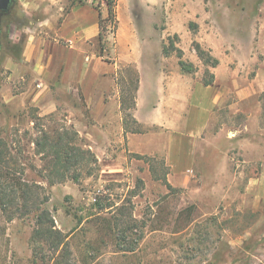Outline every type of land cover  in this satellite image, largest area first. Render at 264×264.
I'll use <instances>...</instances> for the list:
<instances>
[{
	"label": "rangeland",
	"instance_id": "374dc122",
	"mask_svg": "<svg viewBox=\"0 0 264 264\" xmlns=\"http://www.w3.org/2000/svg\"><path fill=\"white\" fill-rule=\"evenodd\" d=\"M80 1L72 0V5ZM86 3H100L107 16L104 0ZM208 7L206 23L195 31L178 32L156 30L144 20L145 13L133 25L132 14L124 7L117 32L107 35L104 55H98L97 37L82 49L91 55V75H114L115 80L101 82L117 87L127 106L136 98L140 75L149 84L156 72L192 75L195 83L204 84L211 75L206 74L208 67L194 47L195 40L219 59L216 67L208 68L215 76L210 87L213 104L206 116L209 126L198 137L196 169L185 175L174 172L165 153L132 151L126 133L122 141L114 136L113 122L107 137L109 115L96 110L100 106L95 93L88 99L90 106L81 96L84 108L63 93L59 109L45 115L54 116L47 123L74 125L82 144L96 153L100 169L79 183L68 179L51 184L40 174L46 161L32 142L41 134L36 125L42 121L19 125L0 102V133L23 150L26 177L44 185L50 197L46 206L68 235L71 256L64 264H264V0H208ZM2 20L0 62L11 47V26L30 22L16 8ZM164 45L182 48L195 72H184L177 53L165 55ZM112 65L114 73L108 68ZM68 106L76 110L69 112ZM196 113L204 112L198 108ZM28 114L37 115L34 109ZM129 126L151 133L156 143L170 134L133 121ZM188 141L186 163L194 147ZM161 159L173 189L161 180L165 175ZM33 231V216L10 223L1 219L0 264H53L48 250L32 240Z\"/></svg>",
	"mask_w": 264,
	"mask_h": 264
},
{
	"label": "crops",
	"instance_id": "0c3cea01",
	"mask_svg": "<svg viewBox=\"0 0 264 264\" xmlns=\"http://www.w3.org/2000/svg\"><path fill=\"white\" fill-rule=\"evenodd\" d=\"M124 7L131 12L133 25L142 13L147 17L151 14L152 18L145 15L144 20L156 30L166 32L188 31L191 22L202 26L211 14L208 0H118V18ZM15 8L30 22L11 26V47L0 62V102L5 104L6 114L19 125L31 126L34 121L28 109L40 116L52 114L64 102L60 97L63 93L84 108L85 103L80 105L81 96L90 106L88 99L95 93L100 106L96 110L109 115L104 127L106 136L113 132V122L114 136L122 141L125 129L120 91L101 82L106 78L115 80L114 75H91V55L82 50L86 42L98 36V10L88 3L72 5V0H14L5 13ZM108 68L116 71L115 65ZM151 80L149 84L140 75L136 105L130 111L143 127L158 126L170 134L156 143L151 133L127 131L129 147L139 153H165L174 172L185 175L186 171L196 169L194 152L198 137L209 126L206 116L213 104L211 85L195 83L192 75L157 72ZM198 108L204 113H196ZM75 110L68 108L69 112ZM188 140L194 146V154L186 163L189 157L183 153Z\"/></svg>",
	"mask_w": 264,
	"mask_h": 264
},
{
	"label": "trees",
	"instance_id": "16d2710c",
	"mask_svg": "<svg viewBox=\"0 0 264 264\" xmlns=\"http://www.w3.org/2000/svg\"><path fill=\"white\" fill-rule=\"evenodd\" d=\"M87 1L81 0L80 2L85 4ZM104 1L107 8L106 17H104L100 3L94 6L99 12V33L97 36L101 48L100 53H98L99 56H103L106 50L107 35L110 32L116 33L119 26L118 0ZM5 15V12H0V48H2V19ZM190 28L195 31L198 28V24L192 22L190 23ZM194 47L208 68L216 67L219 64V59L200 42L195 40ZM163 52L165 55L176 52L181 69L186 73L195 72L194 64L183 58L184 52L182 48L174 45L169 48L164 45ZM208 68L206 74H210L211 77L209 79L204 78L203 82L206 86L212 85L215 79V76ZM135 105L134 99L130 106H127L125 97L122 99V110H128L125 111L123 119L125 133L127 131L142 132V130L131 129L129 126L131 121L138 124L133 112L130 111ZM53 118V115L40 116L38 114L33 117L34 121H42L39 126L36 125V129L41 134L32 140L36 146V153L46 161V165L40 171V174L47 178L51 184L64 182L68 179L79 183L83 177L94 175L100 169L96 153L90 147L82 144L80 133L74 125L65 123L59 125L48 124L47 121H52ZM138 156L156 160V158L146 155L138 154ZM26 158L20 147H14L0 133V221L3 219L5 223H10L16 218L33 216L34 231L32 240L37 243V246H42L48 250L50 259L54 260L53 264L67 263L71 256L70 244L67 239L68 235L57 226L52 211L46 206L50 197L44 185L26 177L28 168L25 163ZM161 164L165 170V175L161 177V180L168 188L173 189L166 177L167 165L163 159H161ZM151 171L155 174V166L153 164L151 165ZM140 182L142 183L143 181L140 180ZM41 258L44 261L47 260V256L44 254L41 255Z\"/></svg>",
	"mask_w": 264,
	"mask_h": 264
},
{
	"label": "water",
	"instance_id": "95a60500",
	"mask_svg": "<svg viewBox=\"0 0 264 264\" xmlns=\"http://www.w3.org/2000/svg\"><path fill=\"white\" fill-rule=\"evenodd\" d=\"M14 0H0V12H7ZM0 32H1V20H0Z\"/></svg>",
	"mask_w": 264,
	"mask_h": 264
}]
</instances>
